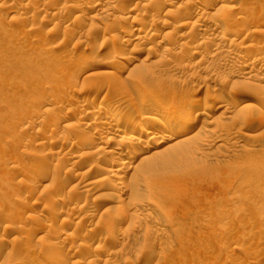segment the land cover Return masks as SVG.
Listing matches in <instances>:
<instances>
[{
    "label": "rangeland",
    "instance_id": "obj_1",
    "mask_svg": "<svg viewBox=\"0 0 264 264\" xmlns=\"http://www.w3.org/2000/svg\"><path fill=\"white\" fill-rule=\"evenodd\" d=\"M87 2L0 0V264H264V0ZM137 54L148 72L121 75ZM178 111L198 122L182 137L130 142ZM129 145L143 164L122 172L107 153Z\"/></svg>",
    "mask_w": 264,
    "mask_h": 264
},
{
    "label": "bare ground",
    "instance_id": "obj_2",
    "mask_svg": "<svg viewBox=\"0 0 264 264\" xmlns=\"http://www.w3.org/2000/svg\"><path fill=\"white\" fill-rule=\"evenodd\" d=\"M87 1H89V2H87V3H91L90 5H95V3L94 2H99V1H101V0H87ZM116 2H117V0H116ZM175 2V1H174ZM221 2H223V0H211V4H212V6L213 5H218L219 3H221ZM109 3V2H108ZM122 3H124V2H122ZM172 3V2H171ZM204 3H206V1L204 2ZM203 3V4H204ZM78 4H79V2H78ZM81 4V3H80ZM80 4L79 5H73L72 6V8H73V11L74 12H76V10H78V8H79V6H80ZM99 4V3H98ZM98 4H96L95 6H98ZM112 4V3H111ZM119 4H120V0H119V3L117 4L118 5V7H119ZM202 4V5H203ZM243 4V3H242ZM86 5V4H85ZM117 5H116V7H117ZM125 5V4H124ZM103 6V5H102ZM106 6V5H105ZM110 6V5H109ZM121 6V5H120ZM90 7V6H89ZM151 7V6H150ZM207 7V6H206ZM208 7H211V6H209L208 5ZM225 7H226V9L227 10H229L228 12L230 13V11H231V13H234L233 11H236V12H241L242 11V9H243V7L239 4V5H235V4H231V5H225ZM245 7V6H244ZM80 8H82V6H80ZM120 8V7H119ZM185 8V7H184ZM205 8V7H204ZM219 8V7H218ZM224 8V7H223ZM147 9V8H146ZM167 9V8H166ZM189 10H191L190 8H188ZM225 9V8H224ZM245 9V8H244ZM70 10L72 11V9L70 8ZM104 10H106V9H104ZM109 10V9H108ZM131 10V9H130ZM160 10V9H159ZM208 10L209 9H203V8H199V9H197V10H195L192 14H189V12H188V15H189V17H190V15L191 16H193L194 18H196V19H202V18H205V17H207L208 16V14H209V12H208ZM218 10V9H217ZM220 11H221V9H219ZM218 10V11H219ZM223 10V9H222ZM158 11V10H157ZM156 11V12H157ZM160 12V11H159ZM57 14V13H56ZM114 14V13H113ZM214 13H211V15H213ZM22 14H19V16L18 15H15L14 16V18H13V20H14V22L15 21H17V18H18V20H19V18L21 17V18H23V15L21 16ZM55 15V14H54ZM110 14H107L105 17H108ZM156 15V14H155ZM210 15V14H209ZM218 15V14H217ZM112 16V15H111ZM122 16V15H121ZM219 16V15H218ZM217 16V17H218ZM233 16V15H232ZM238 16V15H237ZM78 19L80 18V17H78V16H76ZM118 17V16H117ZM157 17V16H156ZM209 17V16H208ZM207 17V18H208ZM216 17V18H217ZM239 17H241V16H239ZM115 18H116V16H115ZM191 18V17H190ZM213 18V17H212ZM109 19V18H108ZM119 19V18H118ZM120 19H122L121 17H120ZM134 19V18H133ZM215 19V18H214ZM229 19V18H228ZM106 20V19H105ZM138 20V19H137ZM217 20V19H216ZM108 21V20H107ZM206 21V20H205ZM234 21H236V20H234ZM137 22V21H136ZM168 23V22H167ZM184 23V22H183ZM238 23V22H237ZM236 23V24H237ZM105 24V23H104ZM111 24V23H110ZM221 24H222V22H221ZM105 26H107V24L105 25ZM110 26V25H109ZM137 27L136 28H134L133 29V31H131V32H134L135 34H134V36L135 35H137L136 36V38H135V41H138V40H141L142 39V37L141 36H139V34H141V26H140V24H138V25H136ZM196 26V25H195ZM215 26H217V25H215ZM122 27V26H121ZM194 27V26H193ZM258 27V26H257ZM106 28V27H105ZM103 29V30H106V29ZM124 28V27H123ZM260 28V27H259ZM210 29V28H209ZM195 30V29H194ZM254 30V29H253ZM149 31V30H148ZM154 31V32H153ZM152 32V35H154V36H156V34H158V33H156V31L155 30H153ZM193 31V30H192ZM262 31H263V29L262 30H255V32L254 33H262ZM206 32V31H205ZM227 32V31H226ZM233 32V31H232ZM235 32V31H234ZM239 32V31H238ZM169 32L167 31L166 32V35L165 36H167V35H170V34H168ZM186 33V32H185ZM189 33H190V31H189ZM236 33V32H235ZM239 34V33H238ZM236 35V34H235ZM240 35V34H239ZM153 36V37H154ZM160 36V35H159ZM188 36V35H187ZM156 38V41L158 40V35L155 37ZM166 37H164L163 39H165ZM163 39H159L157 42H161V40H163ZM153 41H155V39L153 40ZM155 41V42H156ZM165 41V40H164ZM233 41V40H232ZM120 43L121 42H126L127 44H129L128 43V39H123L122 38V40L121 41H119ZM140 42V41H139ZM156 42V43H157ZM221 42V41H220ZM182 43V42H181ZM154 44V43H153ZM231 44V43H230ZM183 46H184V44H183ZM186 46V45H185ZM184 46V47H185ZM166 48V47H165ZM198 48V47H197ZM236 48V47H235ZM257 48V47H256ZM150 50V49H149ZM152 50V49H151ZM194 51H196V50H194ZM193 51V52H194ZM197 51H199V50H197ZM251 51V50H250ZM255 51V50H254ZM132 53V52H131ZM163 53V52H162ZM112 55V54H111ZM116 55V54H115ZM117 56V55H116ZM116 56H113V61L112 62H116V63H118L116 60H118L119 58H116ZM118 56H120V55H118ZM117 56V57H118ZM148 56V55H147ZM149 57V56H148ZM148 57L147 58H145V57H143V56H141V55H139V54H137V56H132L131 57V60L129 61L130 63L129 64H126L125 66H122V69H121V75L122 74H124L125 72H132V75L133 76H135L137 79L138 78H141V77H144V75L148 72V69H149V67H148V64H147V66H146V63H147V60H148ZM147 59V60H146ZM95 62V61H94ZM99 62V61H98ZM246 62V61H245ZM249 62V61H248ZM123 64H125V63H123ZM261 65H262V61H260V60H256L255 61V66L254 67H261ZM75 66V65H74ZM96 66H101L100 64H98V63H93L91 66H87V69H84V70H88L89 69V71L93 68V67H96ZM106 66H107V64H106ZM148 67V68H147ZM86 68V67H85ZM72 69V68H71ZM83 69V68H82ZM94 69V68H93ZM92 69V70H93ZM263 69V68H262ZM136 71V72H135ZM252 71V70H251ZM81 72H82V70H81ZM98 73V75H100V74H105V75H109V74H111L109 71H97L96 72V74ZM100 73V74H99ZM116 74V73H115ZM112 76V75H111ZM120 76V75H119ZM118 76V77H119ZM128 76V75H127ZM130 76V75H129ZM107 77V76H106ZM110 77V76H109ZM254 77V76H253ZM86 78V77H85ZM102 78H104V77H102ZM108 78V77H107ZM134 78V77H133ZM136 78H135V80H136ZM263 78V77H262ZM140 80V79H139ZM141 82V81H140ZM142 83V82H141ZM103 85L101 86L100 84H98V86H96V88H95V92H97V93H104V92H106V87H105V82L104 83H102ZM140 84V83H139ZM138 84V85H139ZM109 88V87H108ZM132 89H130V90H132L131 91V93L134 91V92H138V88H137V86L135 87H131ZM94 90V89H93ZM109 91V90H108ZM111 91V90H110ZM113 94V93H112ZM121 94V93H120ZM123 94V93H122ZM125 94V93H124ZM116 95V94H115ZM166 98V97H165ZM219 99H221V98H219ZM72 100H73V97L71 96V95H69L68 97H66L65 98V101L64 102H66V104L67 103H70V102H72ZM164 100H166V99H164L162 96H160V97H158V98H156L155 99V102L157 103V105H160V106H162L163 104H164ZM238 100V99H237ZM236 99H234V104L236 103V101H237ZM47 101V100H46ZM218 101V100H217ZM233 101V100H232ZM124 103V102H123ZM168 103H169V101H168ZM217 103V102H216ZM232 103V102H231ZM237 103H238V101H237ZM242 104H241V108H242V105L243 104H245V103H243V101L241 102ZM139 104V103H138ZM233 104V103H232ZM233 104V105H234ZM239 104H240V101H239ZM49 105V104H48ZM168 105V104H167ZM180 105V104H179ZM229 105V104H228ZM237 105V104H236ZM81 106V105H80ZM91 106V105H90ZM94 106V105H93ZM150 106V105H149ZM238 106V105H237ZM236 106V107H237ZM240 106V105H239ZM96 107V106H95ZM235 107V106H234ZM78 109H79V106L77 107ZM83 108V107H82ZM152 108V107H151ZM205 108V107H204ZM87 109H89V110H87L85 113H86V116H90V115H93L95 112H96V115L98 114V116H99V118H106V119H108V121L109 120H111L112 121V119L114 118V111L113 112H106V111H104V110H100V111H96L95 110V108L94 109H92V108H87ZM198 109H199V106H198ZM201 109V108H200ZM199 109V110H200ZM51 110V109H50ZM79 110H81V109H79ZM137 110V109H136ZM144 110H147L149 113L150 112H152V110L149 108V107H146ZM54 111V110H53ZM118 111V110H117ZM126 111V110H125ZM154 111V110H153ZM198 111V110H197ZM119 112V111H118ZM127 112V111H126ZM185 112V111H184ZM84 113V112H83ZM124 113V112H123ZM200 113V112H199ZM117 114V113H116ZM139 114V113H138ZM97 116V117H98ZM146 116V115H145ZM148 116V115H147ZM193 116V115H192ZM191 115H186V114H182L181 112H172L169 116H168V122H165V123H163V125H162V128H158V127H156L154 124L153 125H150L149 127H146V128H140L139 129V133H137V134H131V135H129V139H130V142H134L133 144H135L136 142H139V140H141L142 138H146L148 141L149 140H152V139H154V137H157V136H159V132L161 133L162 131H167V132H169V130H172L173 129V135H174V137L175 138H178V137H182L184 134H186L187 132H188V130H189V128L190 127H194L198 122H197V119H195V118H193ZM96 117V118H97ZM135 117V116H134ZM133 118V117H132ZM125 120H126V118H125ZM131 120V119H130ZM178 122V121H181V122H183V126L182 127H175L174 126V124H173V122ZM132 122V121H131ZM116 123V122H115ZM157 123V122H156ZM109 124H110V122L109 123H107L106 122V126H108L109 127ZM112 124V123H111ZM158 124V123H157ZM160 124H162V122L160 123ZM32 125V124H31ZM69 125V124H68ZM146 125V124H145ZM92 126V125H91ZM85 128H86V126H85ZM90 129V128H89ZM77 130V129H76ZM105 130V129H104ZM108 130V129H107ZM114 130V129H113ZM103 131V130H102ZM118 132H122L123 134H124V132H125V129H119L118 128V130H117ZM115 132H116V130H115ZM116 134H117V132H116ZM121 134V133H120ZM100 135V134H99ZM108 137V136H107ZM110 137V136H109ZM172 137V136H171ZM173 137V138H174ZM192 137V136H191ZM98 138V137H97ZM103 138V137H102ZM123 138V137H122ZM129 139H128V142H129ZM83 140V139H82ZM124 140V139H123ZM106 141H108V139L106 140ZM110 141H112L111 139H109V142ZM143 141V140H142ZM146 141V140H145ZM70 143H71V145H73V146H77L78 145V148H80V147H83V146H81L82 145V143H83V141L81 142V139L79 140V141H75V139L74 138H71V140L69 141ZM98 142H101V137L100 138H98ZM105 142V141H104ZM161 141H158V139H157V141H154V144H159ZM113 143V142H112ZM81 144V145H80ZM156 146V145H155ZM104 147V146H103ZM63 148V147H62ZM84 148V147H83ZM106 148V147H105ZM133 148H134V145H132V146H130L129 145V147L127 146L125 149H124V152H122V153H117L115 150H113V149H110V150H108V155L110 156V155H112V156H119V161H118V164H120L119 166H120V170L122 171V172H125L128 168H133V167H136V166H138V167H140V165L141 164H143V161H134L133 160V153H134V151H133ZM136 148V147H135ZM100 151H101V149H102V147H101V149L100 148H98ZM104 149V148H103ZM117 149V148H116ZM58 150H60V149H58ZM63 150V149H62ZM57 151V150H56ZM61 151V150H60ZM76 151L77 150H75V153H76ZM98 151V150H97ZM104 151V150H103ZM59 152V151H58ZM57 152V153H58ZM56 153V152H55ZM61 153V152H60ZM79 153H80V151H79ZM83 153V152H82ZM87 153V152H86ZM86 153H85V155H86ZM72 154V153H71ZM81 154V153H80ZM92 154V153H91ZM57 155V154H56ZM61 155H62V153H61ZM67 155H69V154H67ZM73 155V154H72ZM72 155H71V158H72ZM76 155V154H75ZM83 155V154H82ZM88 155V154H87ZM59 156V155H58ZM64 156H66L65 154H64ZM63 156V157H64ZM67 157V156H66ZM70 157V156H69ZM68 157V158H69ZM81 157V156H80ZM77 158V157H76ZM79 158V157H78ZM70 159V158H69ZM80 161V160H79ZM75 162H78V161H74V164H76ZM141 163V164H140ZM73 164V163H72ZM128 164V165H127ZM97 165V164H96ZM127 165V166H126ZM134 165V166H133ZM74 166V165H73ZM114 166V164H112L111 165V167H110V169L109 170H105V172H104V176L102 177V178H100V179H97L98 181H101L102 183L101 184H103V183H107V184H109L110 186H111V183L113 182L112 180H114L113 179V177H115V178H118L117 177V175L115 176L114 174H111L110 173V175H108L109 174V172H111V171H113V167ZM118 168V167H117ZM72 169V168H71ZM70 171V170H69ZM107 171H108V173H107ZM120 171V172H121ZM45 174V173H44ZM84 175V174H83ZM120 175V174H119ZM118 175V176H119ZM85 176V175H84ZM121 176V175H120ZM123 177V176H122ZM121 177V178H122ZM42 178H43V176H42ZM85 179V178H84ZM87 179H88V177H87ZM72 181V180H71ZM82 181V180H81ZM111 182V183H110ZM122 183H123V181H121ZM65 183H67V182H65ZM122 183H120V184H122ZM68 184H69V182H68ZM88 184H91V185H94V184H96L95 182H90L89 181V183ZM104 184V185H105ZM124 184V183H123ZM63 185H65V184H63ZM97 185V184H96ZM67 186V185H66ZM90 186V185H89ZM89 186H87V187H89ZM124 186H125V184H124ZM128 189V188H127ZM109 194V193H108ZM54 211V210H53ZM6 226V225H5ZM9 226V225H8ZM11 227H12V225H11ZM11 227H10V229H11ZM8 228V227H7ZM6 228V229H7ZM13 228V227H12ZM151 228V227H150ZM168 231H169V229H167ZM167 230H164V231H162V234H161V236L162 237H167V236H169L168 235V232H167ZM69 233L70 232H68V231H64L63 230V232L61 233V237H62V239H65L66 240V238H67V236L69 235ZM113 236V235H112ZM62 239H60V240H62ZM68 239V238H67ZM107 239V238H106ZM112 240V239H111ZM110 240V241H111ZM63 241V240H62ZM64 243V242H63ZM65 244V243H64ZM7 245V244H6ZM6 247H8V245L6 246ZM4 245H0V255L2 254V252H6L7 251V248H6ZM9 250V249H8ZM8 252V251H7ZM86 254V253H85ZM87 255V254H86ZM60 261V260H59ZM58 262V261H57ZM62 262V260L59 262V263H61ZM108 262V261H107ZM58 263V264H59Z\"/></svg>",
    "mask_w": 264,
    "mask_h": 264
}]
</instances>
